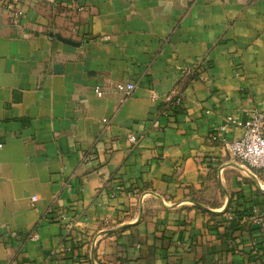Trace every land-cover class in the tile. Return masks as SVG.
I'll return each instance as SVG.
<instances>
[{
  "label": "crops",
  "instance_id": "0c3cea01",
  "mask_svg": "<svg viewBox=\"0 0 264 264\" xmlns=\"http://www.w3.org/2000/svg\"><path fill=\"white\" fill-rule=\"evenodd\" d=\"M16 8L0 7V264H264V169L208 139L264 111V0Z\"/></svg>",
  "mask_w": 264,
  "mask_h": 264
},
{
  "label": "built area",
  "instance_id": "2783aa9c",
  "mask_svg": "<svg viewBox=\"0 0 264 264\" xmlns=\"http://www.w3.org/2000/svg\"><path fill=\"white\" fill-rule=\"evenodd\" d=\"M18 0H0V7L6 8L10 11L12 16L16 19L23 17V12L16 8ZM48 3H52L58 6H65L68 4L75 3L76 0H46ZM135 88L133 83L119 82L116 84V90L119 92L129 95ZM98 95L101 92L96 89ZM155 97V95H153ZM180 101L179 97H176L175 102ZM103 129L108 130L111 126V122L107 118L102 119ZM229 124L241 125L242 134L239 137L228 140L225 136L227 126ZM210 141L220 142L228 152L233 156L245 162L248 166L264 169V111L252 112L250 116L243 122H237L230 117L226 118V123L218 128V131L211 132L208 136ZM128 141L131 144L136 143L134 135L128 137ZM36 196H31V201L36 200ZM260 228L264 230V211L258 218ZM30 238L34 239L37 237L35 232L30 233Z\"/></svg>",
  "mask_w": 264,
  "mask_h": 264
},
{
  "label": "water",
  "instance_id": "95a60500",
  "mask_svg": "<svg viewBox=\"0 0 264 264\" xmlns=\"http://www.w3.org/2000/svg\"><path fill=\"white\" fill-rule=\"evenodd\" d=\"M48 34H49L50 38H56V39H59V40L65 42V43H68V44H71V45H74V46H78L79 45V42L74 41V40H72L70 38L64 37V36H62V35H60L58 33H53L52 31H49Z\"/></svg>",
  "mask_w": 264,
  "mask_h": 264
}]
</instances>
